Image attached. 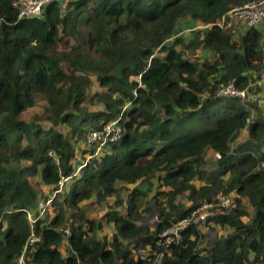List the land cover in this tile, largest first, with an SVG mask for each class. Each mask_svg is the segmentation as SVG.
<instances>
[{"label":"trees","instance_id":"16d2710c","mask_svg":"<svg viewBox=\"0 0 264 264\" xmlns=\"http://www.w3.org/2000/svg\"><path fill=\"white\" fill-rule=\"evenodd\" d=\"M246 1L56 0L42 18L23 19L15 0H0V264H17L31 233L41 242L25 251V264H264V118L251 116V101L214 95L232 79L247 89L264 75L263 31L231 36L215 25ZM186 19L210 26L173 37ZM64 37L72 44L59 51ZM198 51L213 59L199 61ZM92 79L101 89L99 111L86 107ZM41 102L43 113L25 121ZM117 120L123 133L109 151L77 164L88 153L86 133ZM244 129L248 139L235 145ZM209 150L212 170L205 167ZM32 178L49 193L70 178L51 201L54 216L45 210L34 223L28 215L40 196ZM219 193L234 196L233 206L206 224L231 233L204 240L191 224L178 244H158L189 213L177 197L198 206ZM111 196L105 223L115 233L108 240L79 204ZM155 209L162 213L157 224L141 222ZM66 225L72 256L62 258L59 229ZM133 248L149 251L133 258Z\"/></svg>","mask_w":264,"mask_h":264},{"label":"built area","instance_id":"2783aa9c","mask_svg":"<svg viewBox=\"0 0 264 264\" xmlns=\"http://www.w3.org/2000/svg\"><path fill=\"white\" fill-rule=\"evenodd\" d=\"M56 0H15V6L17 9L18 18L23 19H33V18H42L45 13V9L49 4ZM219 28L229 31L231 36H237L239 33L248 30L250 28H258L262 26L264 34V0H250L246 1L241 5L231 8L225 13V15L215 23ZM210 26V25H208ZM208 26H204L208 27ZM256 82H251L247 89H239L235 86V80L232 79L229 82L220 85L215 91V97L219 99H237L239 101H251L253 102V97L249 95L251 87L257 88L255 86ZM262 90H264V82L262 83ZM123 133V127L117 121H112L108 123H103L99 128L90 130L86 133V144L87 147L99 146L103 143V139H106L105 144L108 146L115 142L121 137ZM102 145L104 152L106 146ZM107 146V147H108ZM89 150V149H87ZM103 152V154H104ZM81 168V167H80ZM79 169V168H78ZM63 179L62 181H66ZM62 183V182H61ZM233 197L229 195H217L213 203H201L198 206L191 207L189 213L172 223L159 235L158 244H163L168 247L170 245H176L181 241L182 233L191 225H199L198 223H206V219L214 214V211L226 212L230 211L233 206ZM47 203H43L44 206H40L39 215L41 212H45ZM229 205H231L230 208ZM210 208V209H209ZM201 209L208 210L209 215L200 216L199 211ZM35 219H32L30 222L34 223ZM63 236V240H68L71 236V231L68 226H63L59 229ZM41 242V238L34 233H31L27 238L24 249L21 255L17 258V264H25L26 256L25 251L29 248H32L35 244Z\"/></svg>","mask_w":264,"mask_h":264},{"label":"rangeland","instance_id":"374dc122","mask_svg":"<svg viewBox=\"0 0 264 264\" xmlns=\"http://www.w3.org/2000/svg\"><path fill=\"white\" fill-rule=\"evenodd\" d=\"M61 8L62 9L65 8V3L62 5ZM259 27L262 28V26H259ZM203 28H204V25L201 24V23H199V22H191L190 20H186L184 23H181L178 26V28L176 29V33L174 34L173 37L179 36V37H182V38L183 37L188 38V37H190V34H191V32L193 30H196V29L202 30ZM71 44H72L71 39L68 38V37H64L63 39H61V41L59 43L58 50L59 51L67 50V48ZM158 55H160V53ZM185 55L189 59H192L193 58L189 54V52L185 53ZM206 56H207V58H206L207 60H212L213 59L212 54H208V55H206V53H201L200 54V51L196 52V55H195V57H197L199 59V61L202 60V59H204ZM255 81H257V80H255ZM255 86H257V83L255 84ZM100 90H101L100 87L95 83L94 79H92V85H91L90 90L87 92V100H86V107L90 111H99V110L102 109V106L99 103H97V101H96V94ZM255 92L256 91H254V90H250L249 95L251 97H254ZM242 102H246V101H242ZM43 105H44V103L41 102L36 107H34L31 110H28L27 112H25L24 115H23V119L25 121L29 122V121H31V119L33 118V116H40L43 113ZM247 108L252 113V115L254 117L257 116V115H259L260 117H263L264 118V110L262 112L261 109H260L261 107L260 108L257 107L256 109H254V108H252V106H250L248 104ZM242 131H243V134L241 136V132ZM242 131L240 132V134L238 135L237 139L235 140V142H234L235 145L240 146V145H242L248 139V136H247L246 131L245 130H242ZM63 132H64V130H63ZM105 142H106V139L105 140L103 139V143H101L99 146H94V147L84 146L83 147L84 150L89 149L88 150V153L85 156L82 155V154H80L78 156V159H77L78 162H80V163H77V164L83 163L84 165H86L87 163H89L91 161H96L97 159L102 158L103 155H104L103 154L104 148L102 147V145L104 146ZM105 146H106L105 152H108L109 151L108 144H105ZM208 160L209 159H207V161ZM77 164H75L74 167H77ZM80 171H81V168L76 169L75 172L73 173V175L78 176L80 174ZM29 181H30L31 185L33 186V188L38 192V194L40 196L39 202L41 201V203L38 204V206L40 208V206H42V205L44 206V204L47 203V202H44V204H43L42 201H44L46 199V197L49 195L47 193L48 189L46 190V188L40 183L39 178H32V179H29ZM65 182L67 183L68 181H62L61 185L59 186V192L60 193L65 192V189H64ZM193 183H194L195 186L199 184L198 181H194ZM160 190H163V188L160 189ZM216 196H215V198H216ZM229 196L234 197L232 195H229ZM48 200L51 201L52 198H49ZM58 200L61 201L62 198H58ZM176 204L178 205V207L180 208V210H186L188 208L190 209L191 207H194L193 203L187 199V196H179V197H177ZM80 206L87 213H90L89 214V217H91V218L92 217L93 218H97V217H99V214L101 215V214H104V213L108 212V208H105L103 206L101 209H98L99 206L96 205L95 203L91 204V201H89V200H87L85 204H80ZM230 207H231V205H229L228 208H230ZM44 214H45V212L44 213L41 212V215H39V216L42 217V216H44ZM49 214L50 215L54 214V210L52 208L50 209ZM161 214H162L161 211H158L157 209H155L154 213H151V214H148V215L146 213H143L142 214L143 219L141 220V222H144V224L145 223H149V225H155V224H157L159 222L160 217H161ZM199 215L206 217V215H209V211L208 210L201 209L199 211ZM28 218L30 219V221L32 220L33 217L31 215V213L28 215ZM100 223L103 224L104 221L101 219L100 220ZM198 224L199 225H196L197 226V229H198L199 232H201L204 235V240H210V241H212L213 238L218 235V232H220V230H222V229L219 228V226H216L215 224H212V223L211 224H208V225L206 223H198ZM106 230L109 233L111 232L108 228ZM104 234H106V232H105V230H102L100 233H98V236L101 237ZM136 252H137V250H136Z\"/></svg>","mask_w":264,"mask_h":264},{"label":"crops","instance_id":"0c3cea01","mask_svg":"<svg viewBox=\"0 0 264 264\" xmlns=\"http://www.w3.org/2000/svg\"><path fill=\"white\" fill-rule=\"evenodd\" d=\"M186 20H188V19H186ZM186 20H183L182 21V23H184ZM259 28V30H262L263 31V29L262 28H260V27H258ZM209 54V53H208ZM207 54V55H208ZM207 57V56H206ZM259 80V79H258ZM254 81V82H256L257 83V88H253V87H251V90H254V91H256L255 92V94H254V97H253V102L256 104V106L258 107V108H260L261 109V111L263 112V110H264V90H262L261 88H262V83L264 82V75L262 76V78L259 80V81ZM255 83V84H256ZM250 114H251V116L253 117V115H252V113L250 112ZM245 131H246V133H247V136H248V132H247V129H244ZM242 134H243V131L241 132V136H242ZM85 156V155H84ZM207 159H209L208 161H207ZM205 161H206V163H205V167L207 168V169H211L212 170V168H214V167H216L217 166V162H216V157H215V154H214V152H212V151H207V154H206V156H205ZM68 179H70V178H68ZM66 180V181H69V180ZM199 182V181H198ZM66 183V182H65ZM68 183V182H67ZM60 185H61V183H60ZM202 185V183L201 182H199V184L198 185H196L197 187H199V186H201ZM157 184L156 183H154V189H153V191L149 194V199L150 198H152L155 194H156V190H157ZM46 188V187H45ZM162 189V188H161ZM46 190H47V188H46ZM163 190H164V188H163ZM47 193L49 194L47 197H46V199L44 200V201H42L43 203L44 202H48L49 201V203H48V205H47V207H46V211H47V213H48V215H49V218H51V217H53L54 216V214H52V215H50L49 214V211H50V209H51V207H50V204H51V201L53 200V198L55 197V195H56V193H59V190L58 191H55V192H52V193H49L48 191H47ZM119 195L123 198L125 195H126V192L125 191H123L122 193H119ZM182 196H186V195H182ZM49 198H52V200L50 201V200H48ZM89 201H91V204H93V203H95L96 205H98L99 207H98V209H101L103 206L105 207V208H108V212L111 210V209H113V207H114V202H115V200H116V197L115 196H111V197H108L107 199H105L103 202H101V203H97L96 202V200H95V198H91V199H88ZM87 201V200H86ZM86 201H83V202H81L80 204H85L86 203ZM41 203V201L38 203V204H40ZM80 204H79V208H80V210L81 211H83L84 212V214H85V217L87 218V219H89V220H93V221H95V222H100V220L102 219L103 221H104V223L103 224H101L102 225V230H105V232H106V234H104L103 236H105V238L106 239H111V237H112V235L115 233V231H114V228H113V226L111 225V224H108V223H105V221H106V214L108 213V212H106V213H104V214H99V217H97V218H91V217H89V214L90 213H87L84 209H82L81 208V206H80ZM53 209V208H52ZM180 209V208H179ZM189 209V208H188ZM117 211H121V212H123L124 211V209L123 208H117L116 209ZM46 211H45V214H46ZM31 213V215H32V217L33 218H40L41 216H39V206L37 207V209L35 210V211H32V212H30ZM95 213V212H94ZM154 213V212H153ZM44 214V215H45ZM148 215V214H147ZM43 217V216H42ZM41 217V218H42ZM243 221H247V220H243ZM144 223V222H143ZM145 224H149V223H145ZM217 226V225H216ZM109 229L111 232L109 233V232H107V230L106 229ZM220 229H222L221 227H219ZM225 230V231H224ZM232 232V230L230 229V228H225V229H222V230H220V232H218V235H223V234H229V233H231ZM98 233H100L99 231H98ZM97 233V234H98ZM68 240H62L61 241V243L59 244V246H58V251L60 252V254H61V257L62 258H67V257H70V256H72V252H71V250H70V248H69V246L67 245V242ZM149 251V249H144V250H140L139 252H136V250L133 248V258H135L136 256H138V254H142V255H145V253L146 252H148Z\"/></svg>","mask_w":264,"mask_h":264},{"label":"clouds","instance_id":"9594fccd","mask_svg":"<svg viewBox=\"0 0 264 264\" xmlns=\"http://www.w3.org/2000/svg\"><path fill=\"white\" fill-rule=\"evenodd\" d=\"M37 219V218H36Z\"/></svg>","mask_w":264,"mask_h":264}]
</instances>
